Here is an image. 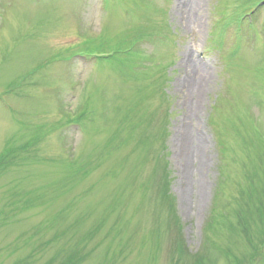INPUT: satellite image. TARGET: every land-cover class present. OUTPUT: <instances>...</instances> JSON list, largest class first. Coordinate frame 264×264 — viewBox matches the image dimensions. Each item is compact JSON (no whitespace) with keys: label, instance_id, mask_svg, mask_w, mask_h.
Here are the masks:
<instances>
[{"label":"rangeland","instance_id":"rangeland-1","mask_svg":"<svg viewBox=\"0 0 264 264\" xmlns=\"http://www.w3.org/2000/svg\"><path fill=\"white\" fill-rule=\"evenodd\" d=\"M258 2L0 0V264H264Z\"/></svg>","mask_w":264,"mask_h":264},{"label":"bare ground","instance_id":"bare-ground-1","mask_svg":"<svg viewBox=\"0 0 264 264\" xmlns=\"http://www.w3.org/2000/svg\"><path fill=\"white\" fill-rule=\"evenodd\" d=\"M203 74H204V70H201V73H199V72L195 73V76L189 80V85L190 86H196L197 82L199 81V79L202 78ZM185 135H186V133H185ZM186 143H190V142L187 139H185V144ZM202 149H203V147H199V148L195 149L192 145L188 146L187 144H186V146H184V150L188 151V153L191 155H195V157H197V159L201 163H203V160H204V152Z\"/></svg>","mask_w":264,"mask_h":264},{"label":"trees","instance_id":"trees-1","mask_svg":"<svg viewBox=\"0 0 264 264\" xmlns=\"http://www.w3.org/2000/svg\"><path fill=\"white\" fill-rule=\"evenodd\" d=\"M10 157V152L8 151L6 154L0 156V170L3 167H7L9 165L10 160H6ZM10 159V158H9ZM72 259L68 256L65 260H63L60 264H72Z\"/></svg>","mask_w":264,"mask_h":264}]
</instances>
